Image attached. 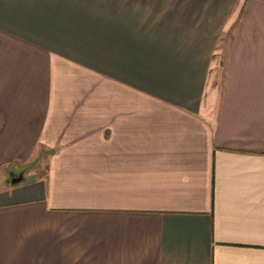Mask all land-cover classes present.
Returning a JSON list of instances; mask_svg holds the SVG:
<instances>
[{"label":"crops","instance_id":"obj_1","mask_svg":"<svg viewBox=\"0 0 264 264\" xmlns=\"http://www.w3.org/2000/svg\"><path fill=\"white\" fill-rule=\"evenodd\" d=\"M238 1L0 0V264H264V0Z\"/></svg>","mask_w":264,"mask_h":264},{"label":"rangeland","instance_id":"obj_2","mask_svg":"<svg viewBox=\"0 0 264 264\" xmlns=\"http://www.w3.org/2000/svg\"><path fill=\"white\" fill-rule=\"evenodd\" d=\"M247 0H239L238 1V3H240L239 4V6H240V8L241 7H243L244 6V3L246 2ZM263 10H264V8H263ZM264 31V30H263ZM224 35H223V39H222V47H221V51H220V54H221V58H223V55L224 54H226L227 52H226V49H227V47H225V44H226V42L228 41V38L230 37V34H231V32L228 30V31H226L225 33H223ZM262 39H264V33L262 34ZM219 62H220V65H219V67H217V70H216V72H217V76L219 77V74H220V72H221V65H222V59H220L219 60ZM216 81V80H215Z\"/></svg>","mask_w":264,"mask_h":264},{"label":"water","instance_id":"obj_3","mask_svg":"<svg viewBox=\"0 0 264 264\" xmlns=\"http://www.w3.org/2000/svg\"><path fill=\"white\" fill-rule=\"evenodd\" d=\"M10 179L9 182L11 184H15L21 180V172H18L16 175L9 173Z\"/></svg>","mask_w":264,"mask_h":264},{"label":"trees","instance_id":"obj_4","mask_svg":"<svg viewBox=\"0 0 264 264\" xmlns=\"http://www.w3.org/2000/svg\"><path fill=\"white\" fill-rule=\"evenodd\" d=\"M242 8H243V7L240 8V12L242 11Z\"/></svg>","mask_w":264,"mask_h":264}]
</instances>
